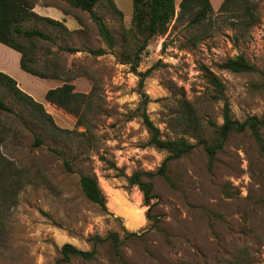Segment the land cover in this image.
<instances>
[{
    "label": "rangeland",
    "instance_id": "1",
    "mask_svg": "<svg viewBox=\"0 0 264 264\" xmlns=\"http://www.w3.org/2000/svg\"><path fill=\"white\" fill-rule=\"evenodd\" d=\"M212 1V17L193 26L178 18L176 1L177 16L147 47L132 25V0L114 2L121 13L102 1L95 13L114 36L110 49L89 13L65 0H28L60 10L67 30L36 18L22 24L54 39L22 41L35 45L30 55L36 66H55L58 79L29 76L21 84L55 125L3 93L15 113L0 112V264H264V154L250 130L232 133L212 166L202 144H214L226 110L240 123L264 117V0H241L224 12ZM249 6L258 20L247 27ZM97 49L107 53H90ZM238 57L253 70L222 68ZM210 74L220 80L222 93ZM65 83L90 95L82 106L88 130L45 99ZM144 110L163 139L195 145L167 163L165 176L158 170L168 153L149 144ZM261 135L264 142V126ZM53 150L63 153L73 172ZM136 172L156 174L150 206L129 183ZM81 175L97 178L107 209L84 196ZM111 233L118 234L117 246L110 239L92 241ZM65 244L94 251V257L61 262Z\"/></svg>",
    "mask_w": 264,
    "mask_h": 264
},
{
    "label": "trees",
    "instance_id": "2",
    "mask_svg": "<svg viewBox=\"0 0 264 264\" xmlns=\"http://www.w3.org/2000/svg\"><path fill=\"white\" fill-rule=\"evenodd\" d=\"M65 1L72 7L89 13L93 20L97 23L100 35L105 40L109 48L112 49L115 46L114 36L102 18L98 17L95 13L96 6L102 1H106L110 6L114 7L118 13H121L117 10L113 0ZM239 1L241 0H224L219 8V11H230L232 6L238 4ZM132 4V25L137 31L141 32L145 36L144 47H147L149 41L153 37L158 36L160 32L163 31L177 16L176 0H132ZM33 8L34 5L28 2V0H0V43L21 54L20 66L26 73L40 79H58L59 74L56 72L55 66L51 69L47 67L41 69L36 66V60L30 55V51L35 45L31 43L30 46H26L22 41L23 39H38L54 43V39L38 28L23 29L22 24L23 22L29 21L31 18H36L53 25L61 26L66 30L67 27L63 24V22L37 15L32 11ZM179 9L178 18H189V25L191 26L200 25L209 20L214 11L211 0H182L179 4ZM245 15L247 18L244 21V24L247 27L252 26L258 20L250 6L247 7ZM60 49L71 54L80 52V50L70 47H61ZM90 53L98 57L105 55L107 52L103 49H97L91 50ZM140 54L141 52L136 55V60L132 63L134 68L139 65ZM222 68L234 73H248L253 70L252 66L243 57L227 60L222 65ZM210 83L216 87L217 91L219 90L218 93L223 92V85L215 75L210 74ZM3 93H7L9 97L29 105L32 113L38 119L43 121L49 120L51 125L54 124L51 115L47 113L43 104L37 102L32 96L23 91L14 78L0 71V112L14 114V109L5 103V99L2 96ZM89 98V94L86 95L77 93L74 86L70 83H65L61 87L50 89L45 96L48 103L74 115L78 119L79 123L84 125L87 130L88 127L84 123V120L86 119V110L83 109L82 106H87ZM148 102L149 98L148 96H145L143 104L146 105ZM141 117L150 134L149 144L168 153L167 158L158 170L159 174L165 176L167 163L189 154L195 148V145L188 143L184 138L175 140L163 139L162 132L150 119L146 110L141 113ZM263 126L264 117L262 119L250 117L240 123L233 120L230 117L228 110H226L224 123L222 126L216 128V138L214 139V144L208 145L202 141L209 158V164L211 166L213 165L217 151L223 147L229 136L234 132L243 133L250 130L264 154V142L261 135V129ZM3 134L4 130L2 131L0 129V146L4 141L2 136ZM40 144H42V140L37 137L35 145L38 146ZM53 152L60 157H63V153L56 150H53ZM62 159L66 171L73 172L72 163L64 157ZM112 167L116 169L114 164ZM155 175L156 174L152 172H136L129 178L130 185L138 187L143 193L144 203L146 206H150V202L154 198L152 191L154 187L153 179ZM143 178H145L146 181L143 180ZM79 184L84 196L90 202L96 204L102 209H107L106 197L104 196L96 177L91 175H81ZM109 239L112 240L116 246L119 243L118 234L115 233H111L105 238L96 236L92 239V241L94 243H103ZM116 246H114V251L117 253L118 250L116 249ZM94 254V251H82L71 244H65L61 248V262L68 263L71 257H79L90 260L94 257Z\"/></svg>",
    "mask_w": 264,
    "mask_h": 264
},
{
    "label": "crops",
    "instance_id": "3",
    "mask_svg": "<svg viewBox=\"0 0 264 264\" xmlns=\"http://www.w3.org/2000/svg\"><path fill=\"white\" fill-rule=\"evenodd\" d=\"M113 1L116 4H118V2L124 0H113ZM176 1L181 2L182 0H176ZM217 1H218L217 6L220 7L221 6L220 2L223 3L224 0H217ZM211 3H213V1ZM213 9L215 8L213 7ZM32 11L41 17L51 18L53 20L60 21L63 23L66 19L65 15L60 10L50 5L35 4ZM20 61H21V54L19 52L0 43V71L14 78L18 82L19 87L23 91H25V89L22 87L21 81L23 80L21 79L27 78L32 75L26 73L21 69Z\"/></svg>",
    "mask_w": 264,
    "mask_h": 264
}]
</instances>
